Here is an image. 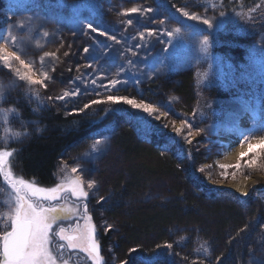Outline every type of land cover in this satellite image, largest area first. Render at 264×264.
<instances>
[{
    "label": "rangeland",
    "instance_id": "1",
    "mask_svg": "<svg viewBox=\"0 0 264 264\" xmlns=\"http://www.w3.org/2000/svg\"><path fill=\"white\" fill-rule=\"evenodd\" d=\"M217 3L214 0H0V47L7 46L9 52H17L34 69L44 65L42 70L49 71L52 77L46 86L33 85L31 89L26 82L18 81L0 107H14L20 113L17 105H23L33 115L50 108L63 114L85 115L96 122V127L81 136V143L71 147L57 164L55 176L59 179L56 184L73 175L81 177L82 186L89 193L83 203L70 192L61 203L81 209L86 204L97 234L107 232L111 224L104 217V209L113 200L112 191L106 190L101 182L119 170L122 156L115 146L117 136L125 130L162 152L178 151L175 154L182 158L185 179L190 178V173L193 175L191 170H196L203 179H194L197 184L205 183L214 191L225 190L232 194L231 199L248 203L255 210L264 203V150L256 147L264 137V0L243 8L236 20L222 19ZM131 8L141 11L124 14ZM184 12L189 15L185 16ZM192 15L200 19L192 20ZM204 19L211 21V26L203 24ZM128 20L132 23L128 24ZM87 23L108 36H115L119 43L91 32L86 28ZM149 31L154 35L149 36ZM9 33L16 37L15 42ZM139 33H144L143 39ZM107 44L112 47L105 53L100 46ZM137 44L142 47L137 48ZM229 44L243 46L248 60L241 68H233L229 59L219 52V46ZM85 47L90 49L88 53L83 51ZM45 52L55 53V57H45ZM120 52L124 53L123 57ZM120 68L125 71L121 72ZM78 76L83 79H76ZM13 79V73L0 65V83L7 85ZM93 79L96 85L91 83ZM111 79L123 83L105 91ZM77 89L80 94L76 97L56 99L65 91ZM32 91L38 96L29 98ZM107 95L143 100L156 111L150 117L128 105L111 103L91 104L79 111L90 101L105 100ZM9 119L16 131L32 127L29 119L24 121L11 115ZM182 120L187 126L182 134H177L173 122L179 127ZM189 130L193 133L191 144L184 139ZM2 136L3 127H0ZM22 139L23 136L7 143L0 139V148L10 149L9 144L20 143ZM96 139L104 142L93 152L90 146ZM160 139L164 142L160 143ZM230 142L238 148L233 157H229L235 148L229 147ZM249 144L254 146L251 153ZM178 146L180 150L175 149ZM241 153L249 154L240 161V169L219 167L235 165ZM113 156L116 162L110 160ZM253 156L257 158L254 165L244 163ZM73 167L77 168L75 174L71 172ZM242 179H256L247 195L223 185ZM90 180L95 181L93 189L87 188ZM189 184L194 186L191 181ZM10 191L0 183V214L7 210ZM159 196L158 191L154 192L152 201ZM258 222L253 228L261 225L259 243L245 259L246 264L264 259V219ZM76 223L73 218L62 226ZM0 226L3 227L2 222ZM53 248L54 254L67 264H92L87 254L78 249L65 248L61 252L56 244ZM113 249L112 244L104 248L101 255L104 264H120ZM155 259L158 264H171L167 249H162Z\"/></svg>",
    "mask_w": 264,
    "mask_h": 264
},
{
    "label": "trees",
    "instance_id": "2",
    "mask_svg": "<svg viewBox=\"0 0 264 264\" xmlns=\"http://www.w3.org/2000/svg\"><path fill=\"white\" fill-rule=\"evenodd\" d=\"M214 1L223 13L222 19L236 20L243 8L263 0ZM222 19L218 22L222 23ZM218 50L233 68H241L248 60L241 45H222ZM17 107L20 119L35 123L22 127L27 134L20 143L13 142L7 148L13 152V172L50 188L59 181L55 176L57 164L71 147L81 143V136L96 127V122L85 115L63 114L50 108L33 115L29 108ZM117 139L115 151L119 149L122 162L118 172L101 182L112 191L113 199L105 206L104 217L116 229L102 232L101 240L106 247L114 246L119 262L142 264L152 260L158 264L156 256L167 249L171 264H246L245 259L259 243L261 225L255 229L253 225L264 219V203L255 210L248 203L231 199L232 194L225 190L214 191L205 183L197 184L194 179H203L196 170H191L193 175L185 179L183 161L176 150L166 153L157 146H148L130 130L123 131ZM110 160L116 162L114 156ZM153 191L160 193L154 201ZM166 243L173 247H164Z\"/></svg>",
    "mask_w": 264,
    "mask_h": 264
},
{
    "label": "snow or ice",
    "instance_id": "3",
    "mask_svg": "<svg viewBox=\"0 0 264 264\" xmlns=\"http://www.w3.org/2000/svg\"><path fill=\"white\" fill-rule=\"evenodd\" d=\"M141 11L138 8H131L125 10L124 14L129 12L135 13ZM147 11H152L148 9ZM185 16L189 14L183 13ZM223 15V13H221ZM192 20H199L200 17L196 15L191 16ZM78 23L83 24V20H78ZM128 24L132 21L128 20ZM203 24L211 26V21L208 19L203 20ZM86 28L91 30L93 33H98L101 36H106L109 40L114 43H119L115 36H108V33L101 31L98 27H94L92 23H87ZM11 36V34L9 33ZM47 35V33H45ZM141 39L144 37V33H139ZM149 36L154 35L153 32L149 31ZM169 36L172 33H168ZM6 45L8 43L7 38ZM11 40L15 42L16 37L11 36ZM205 45L207 44V37L204 40ZM103 52L107 53L111 49L112 45H101ZM137 48L142 45L137 44ZM85 53H88L90 49L85 47L83 49ZM123 57L124 53H119ZM45 57H55V53H44ZM43 59V58H42ZM0 65L4 68L9 69L14 79L9 81L7 85L0 83V102H3L8 91L17 87L18 81H24L31 86L41 85L46 86V82L51 80L52 77L49 71L42 70L44 65H41L40 69H34V65L30 62H26L20 55L15 51L9 52L7 46L0 47ZM86 67H92L87 65ZM120 71H125L124 68H120ZM36 75L37 78H33ZM76 79H83V77H77ZM87 83V80L84 81ZM93 85L97 84V81L93 79L91 81ZM123 81L118 79L109 80L108 85L105 86V91L114 89L118 84ZM95 91V89H93ZM80 94V90L65 91L63 95L56 97L57 100L64 101L68 98L76 97ZM31 96H38V93L32 91ZM51 99V98H49ZM100 103H111L113 105H128L132 109L141 110L147 113L150 117L154 115L156 109L152 104L145 103L143 100L139 102L135 98H129L128 96H114L107 95L105 100H93L89 104H85L80 112L88 109L91 104ZM10 115L15 119H20L19 111L14 107L3 108L0 107V127H3V136L0 137L5 143L10 139H19L21 136L26 135L24 131H16L11 127ZM166 115V114H165ZM157 120L159 116L155 117ZM22 121V125H23ZM28 123H35L34 121ZM186 121L182 120L179 127L175 126L173 122V131L177 134H182L186 127ZM144 124H141V128ZM167 127V125H165ZM39 131V129H37ZM199 132V130H197ZM192 131L189 130L184 136V139L191 144L190 137ZM247 138H245L246 140ZM104 141L102 139H96L90 146L94 152L98 149ZM245 141H241L244 143ZM261 150H264V137L260 138L259 144L256 146ZM249 153L254 151V146L248 145ZM249 153H241L238 157L235 165H219L220 168L227 170L230 167L240 169L242 167L241 160ZM87 155V154H86ZM13 152L5 148H0V183L6 184L10 191V199L7 201V211L0 214V222L3 227L0 228V264H67L66 261L54 254L53 245L56 244L59 250L72 249L80 250L87 254L92 264H104L103 258L100 255V246L97 239V229L92 223V217L89 215L87 205L84 204L82 209L77 207L73 208L68 206L66 203H61L65 200V194L71 193L72 196L77 198L79 203H83L84 199L89 193L82 186L83 181L80 176L73 175L69 178L61 180L54 187L46 188L39 186L35 180H27L21 176H16L11 166V158ZM256 157L250 161H244L248 166H252L256 163ZM200 171H204L203 168ZM73 174L77 173V168L71 169ZM222 174H226L222 173ZM95 187V181H88L87 188L93 189ZM247 195V193H242ZM101 200L105 197H101ZM75 218L77 223L75 225H69L68 227L62 226L64 221ZM83 221V223H80ZM112 225H108V228H112ZM264 228V225H262ZM160 247V245H157ZM164 247L171 249L172 244L166 243ZM130 252H135L136 249H129ZM207 248H204V253L207 254ZM171 255V254H170ZM120 264H125V261H120ZM142 264H154L152 260H144ZM174 264V262H172ZM256 264H264V259L258 260Z\"/></svg>",
    "mask_w": 264,
    "mask_h": 264
},
{
    "label": "bare ground",
    "instance_id": "4",
    "mask_svg": "<svg viewBox=\"0 0 264 264\" xmlns=\"http://www.w3.org/2000/svg\"><path fill=\"white\" fill-rule=\"evenodd\" d=\"M229 147L230 148L235 147L229 152V157H233L236 154L238 148L236 147V145H234V142H230ZM255 183H256V179H252V180L242 179L238 183L230 182L228 184H223V185L232 189L235 193L238 192L239 194H242L245 192L248 193L250 190H252Z\"/></svg>",
    "mask_w": 264,
    "mask_h": 264
},
{
    "label": "flooded vegetation",
    "instance_id": "5",
    "mask_svg": "<svg viewBox=\"0 0 264 264\" xmlns=\"http://www.w3.org/2000/svg\"><path fill=\"white\" fill-rule=\"evenodd\" d=\"M0 227H1V226H0ZM97 235H98V237H97V239H98V243H99V246H100V255H102V253H103V251H104V248H105L106 246H105L104 243H102V240H101V234L98 233Z\"/></svg>",
    "mask_w": 264,
    "mask_h": 264
}]
</instances>
